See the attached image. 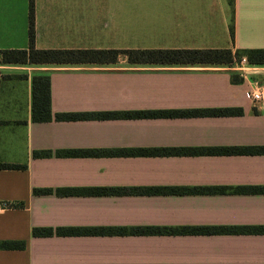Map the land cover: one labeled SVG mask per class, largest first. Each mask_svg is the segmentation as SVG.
<instances>
[{"label":"crops","instance_id":"obj_1","mask_svg":"<svg viewBox=\"0 0 264 264\" xmlns=\"http://www.w3.org/2000/svg\"><path fill=\"white\" fill-rule=\"evenodd\" d=\"M0 0V50L264 49V0ZM233 26L232 39L230 28ZM53 119L33 120L34 76ZM235 79V80H234ZM264 66L7 64L0 56V264H264V234L33 236L34 228L264 226V193L58 195L96 187L264 186V155L120 150L264 146ZM264 93V92H263ZM234 108L233 116L82 119L56 114ZM65 151H101L97 156ZM50 152V155H42ZM35 189H52L37 194Z\"/></svg>","mask_w":264,"mask_h":264},{"label":"trees","instance_id":"obj_2","mask_svg":"<svg viewBox=\"0 0 264 264\" xmlns=\"http://www.w3.org/2000/svg\"><path fill=\"white\" fill-rule=\"evenodd\" d=\"M231 7L234 0H229ZM30 16H33L31 0ZM234 37L233 26L230 28ZM35 30L31 20L27 49L0 50L1 62L7 64H109L119 56H126L130 64L138 65H232L246 58L250 66H264V49H37ZM235 80V79H234ZM33 120L47 122L53 119L50 106V77L34 76ZM241 109L218 108L189 111H136L125 113L56 114L59 121L82 119L159 118L172 116H233ZM121 155L173 156V155H264V146L202 147V148H153L120 150ZM62 155L103 154L101 151H65ZM42 155H50L43 152ZM25 168V166L0 164V168ZM37 194L52 193V189H35ZM58 195H185V194H262L264 186L238 187H96L86 189H58ZM33 236H97V235H215V234H264V226H183V227H59L34 228ZM4 248L23 249L24 242H5Z\"/></svg>","mask_w":264,"mask_h":264},{"label":"built area","instance_id":"obj_3","mask_svg":"<svg viewBox=\"0 0 264 264\" xmlns=\"http://www.w3.org/2000/svg\"><path fill=\"white\" fill-rule=\"evenodd\" d=\"M246 68L256 69L257 67L248 65L247 60L244 57L238 63V69L240 70V72L244 73ZM263 92H264V90L262 89V86H260L259 83L257 81H255L254 82V88H253V90H251L252 100H254L255 102H259L260 100H262L264 98ZM8 206H9V204L7 202H5V201L0 202V210L6 209V208H8Z\"/></svg>","mask_w":264,"mask_h":264},{"label":"rangeland","instance_id":"obj_4","mask_svg":"<svg viewBox=\"0 0 264 264\" xmlns=\"http://www.w3.org/2000/svg\"><path fill=\"white\" fill-rule=\"evenodd\" d=\"M32 4H34V0H32ZM30 8H31V0H30V7H29V11H30Z\"/></svg>","mask_w":264,"mask_h":264}]
</instances>
